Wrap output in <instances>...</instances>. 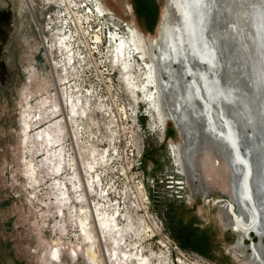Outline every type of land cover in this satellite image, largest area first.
Wrapping results in <instances>:
<instances>
[{"label":"rangeland","instance_id":"1","mask_svg":"<svg viewBox=\"0 0 264 264\" xmlns=\"http://www.w3.org/2000/svg\"><path fill=\"white\" fill-rule=\"evenodd\" d=\"M96 1L131 26L124 40L138 31L130 76L142 87L162 23L177 16H165L168 0ZM47 14L42 0H0V264H94L89 226L105 264H259L248 247L258 237L227 227L234 179L223 150L193 155L191 182L178 117L125 81L105 38L97 47L87 36L69 66Z\"/></svg>","mask_w":264,"mask_h":264},{"label":"bare ground","instance_id":"2","mask_svg":"<svg viewBox=\"0 0 264 264\" xmlns=\"http://www.w3.org/2000/svg\"><path fill=\"white\" fill-rule=\"evenodd\" d=\"M170 1H172V10L166 7L165 16L175 14L176 10L181 18L173 19L170 22V26L165 24V21L163 22L160 40L156 41L157 51L153 56L155 61L151 69V75L148 78L149 81L143 82L142 87L141 85L134 84L133 78L130 76L133 75L132 73H134L135 69V47L138 49L142 43L138 31L131 30L132 36L124 40L123 38L128 37L129 27L131 26L127 25L125 28H120V23L117 22L113 24L115 27L113 29L110 17H106V14L110 10L104 9L105 6L102 7L104 9L102 10L96 0H92V4H94V7L100 14H105L102 19L98 18V30H92V25L89 23L91 19L90 15L70 11L72 23L76 26V33L72 30H68L69 32H67L62 27L60 33L56 35V47L64 48L63 54L66 62H68L69 66L76 67L82 57L78 42L88 43L87 36L90 37L92 30L94 31V35L92 36L94 41L90 43H96L98 44L97 47H99V45L104 43L103 30L109 29L110 37L106 35V39L109 38L106 40V43H108V55L111 56L113 61L115 58L118 64L124 66V70L128 71L125 81L135 89L145 93L146 101L152 110L162 115L163 108L159 89L164 92V96L162 95L163 99H165L164 103L168 98L166 94L169 92V103L173 107L171 110L175 111V114L172 115L171 113V115L178 117L179 127L184 129L186 134L190 135L192 131L196 130V123L198 126L203 125L202 123H205L207 120L205 119V115H208L209 120L212 121L208 126H214L215 131L219 135L228 137L232 141L231 143L237 146V141L241 138L239 133H237V129H235L236 127H234V123L239 125V66L242 67L247 58L249 62L244 67H246L245 72L247 76L250 77L249 81H246V88L250 89L249 91L252 96H255L253 92L256 89L260 90L261 87L264 88V57L258 53L254 55L255 53L251 52V50L250 53L246 51L249 46L252 47L253 40L254 46L262 42L261 38L257 36L259 32L254 30L253 24H258V21L255 19L256 15L261 16V22L264 23V0H168L169 4L171 3ZM90 11L93 13V8ZM0 34L3 36L0 40L1 44L5 38L1 27ZM77 34L79 35L78 38L76 37ZM57 43L59 46H57ZM112 52L114 53V58ZM243 52L245 53L243 54ZM137 55L140 56V52ZM136 60L138 59L136 58ZM173 60H175L174 64ZM166 71H168L169 78L164 82V78L167 77ZM174 73H177V77H174ZM255 73H257L258 78L254 82L252 78H255ZM173 78L176 82L174 94L170 92L173 85L171 80ZM152 84L156 86V90L152 88ZM255 99L257 100V97ZM166 110L167 115H170L169 105H166ZM209 131L211 130L209 129ZM202 138H199L200 142L198 144H195V140L193 142L186 140V145L181 142L180 149L183 160L190 162L193 155L200 153L201 149L208 147L210 143L216 146L219 145V143L208 139L205 135ZM210 138H213L212 133ZM196 145H198L197 148ZM48 146H50V142ZM225 148L226 146H222L223 155L234 176V183H232L234 195L231 197L237 199L239 188L236 183L237 181L239 182V178L240 180L244 178L242 177L243 169L239 161L243 162L247 160L243 156L239 158L238 154L232 159L234 162V167H232L227 160ZM61 151L62 149L56 150L55 153L61 155ZM261 158L264 159V157ZM61 168L59 167L58 171H56L57 175H59ZM60 184L62 185V182ZM260 189L263 191L261 187ZM241 194L243 197L249 196L246 191H241ZM262 194L259 191L255 195L256 197L254 196V199L264 209L262 207L264 205V196ZM224 212L230 219L227 227L233 226L236 231H243L246 234L252 228H255L257 231H264L261 225H258L257 217L252 211L249 222L245 221L235 210L232 213L226 204ZM118 226L119 224L115 220L114 225L111 224V230L115 231ZM86 232V242L91 246L90 260H93L94 264H105L107 256L102 254L101 238H98L96 230L92 226H89ZM114 241L117 242L115 239ZM240 242L244 243V236L240 238ZM114 250L117 251L116 247ZM251 250L252 256L255 257L256 261L259 264H264L261 245L256 244V242L253 243ZM115 256V260H119L122 263L124 257L117 254ZM185 260L186 262L182 260V264L190 263L186 258Z\"/></svg>","mask_w":264,"mask_h":264},{"label":"water","instance_id":"3","mask_svg":"<svg viewBox=\"0 0 264 264\" xmlns=\"http://www.w3.org/2000/svg\"><path fill=\"white\" fill-rule=\"evenodd\" d=\"M170 2H171L170 4L167 3L166 7L172 10L171 7L172 1ZM260 17L261 16L258 15L255 16V19L256 21H258V24L255 23L253 24V26H254V30L259 32L257 36L261 38L262 42L260 44L257 43L254 46V40H253L252 47L249 46L248 50L246 51L247 53H250L251 50V52L253 51L255 53L254 55H257L258 53L260 56L264 57V23L261 22L262 19ZM263 22H264V17H263ZM3 43L4 40L0 44V48L3 46ZM244 53L245 52H243V54ZM247 62H249L248 58L246 59L245 64H247ZM245 64H243L242 67L239 66V70H240L239 73L240 90H239V104H238L239 125H236V123H234V127H236L235 129H237V133H239V136H241V138H239V140L237 141V146L231 143L232 141H230L228 137L219 135L218 132L215 131L214 126L211 127L208 126L209 123L212 122L211 120H209L208 115L207 116L205 115L206 117L205 119H207L205 123L201 122L203 125L198 126L197 123L195 124L196 130H198L199 132L194 130L189 135L186 134L185 130L179 127V125L178 127H179L180 136H182V143L184 145L187 144L186 143L187 141L193 142L194 140H195V144H198V142H200L199 138L203 139L202 137L205 135V137H208V139H211L212 141H216V143H219V145L217 146H219L220 149H222V146H226L225 153L227 155V160L232 167H234V162L232 161L233 157H236L239 154V158L240 156L246 158L247 161H243V162L239 161L241 163L240 166L243 169L242 177L244 178L241 180L239 178V182L237 181L236 183L239 188L238 189L239 191H237V199H233L231 196L228 195L229 198L227 199L225 204L229 207L232 213L233 210H235L237 214H239L245 221L248 222L252 211V213H254L255 216L257 217L258 225H261V227L264 229V215H263L264 209H262L261 205L258 204L257 201L254 199V196L257 193H259V191L263 193L262 195L264 196V159L261 158L264 157V88L261 87L260 90L256 89L255 92H253L255 96H252L250 94L251 93L249 91L250 89L246 88L247 85H245L246 81H249V77H250V76L248 77L245 72V67H244ZM252 66L254 65L252 64ZM252 68H256V67H252ZM254 76L255 78H252V80L254 79L253 81L255 82L258 78L257 73H255ZM258 76H259V72H258ZM255 97H257V100L255 99ZM258 101H260L259 104ZM209 129L211 131H209ZM211 133L213 134V138H210ZM197 147L198 145H196V148ZM195 162L196 161L194 160L193 162L188 163V170H189L188 172L190 174L189 178L192 180L191 182L193 183H195V181H198L199 182L198 185H199L200 184V178H198L199 172L197 170V167H195L196 166ZM260 187L263 189V191L260 189ZM241 191H246V193L249 196L243 197ZM203 196L205 195H202V197ZM251 199L254 200L255 202L252 201ZM255 205L257 206L256 208ZM262 207L264 208V205ZM252 232L258 237L256 244L261 245V250H263L262 252H263V260H264V231L263 232L260 230L257 231L255 228H252L247 234L246 232L244 233L247 236H249L250 233ZM253 243L255 242H252L251 245L248 247L252 249Z\"/></svg>","mask_w":264,"mask_h":264},{"label":"built area","instance_id":"4","mask_svg":"<svg viewBox=\"0 0 264 264\" xmlns=\"http://www.w3.org/2000/svg\"><path fill=\"white\" fill-rule=\"evenodd\" d=\"M42 3H43V9L48 11V14L46 16L47 17L46 20L48 21L47 28L54 29L56 35L60 33V29L62 27L65 28V31L67 32L71 30L75 32L76 26L74 25V23H72V18L71 15L69 14L70 11L74 13L82 12L90 15L91 19L89 23H91L90 25H92V30H98L99 28L98 18L100 17L102 19L105 16V14H100L99 11L94 7V4H92V0H42ZM91 8H93L94 10L93 13H91L90 11ZM106 17H110V22L112 24L111 26L113 29H115L113 24L117 23V21L113 13L111 11L108 12L106 14ZM119 27L122 28L123 26L119 24ZM92 30L90 37L94 35L93 34L94 31ZM106 35L107 37H110L109 29L103 30V37L105 39H106ZM76 37L78 38L79 35L77 34ZM93 39L91 40L94 41ZM79 43L80 42H78V44Z\"/></svg>","mask_w":264,"mask_h":264},{"label":"flooded vegetation","instance_id":"5","mask_svg":"<svg viewBox=\"0 0 264 264\" xmlns=\"http://www.w3.org/2000/svg\"><path fill=\"white\" fill-rule=\"evenodd\" d=\"M175 15L177 16V19H180V18H181L180 15H179V13L176 12V10H175ZM178 15H179V18H178ZM166 17H167V16H166ZM164 21H165V20H164ZM162 25H163V23H162ZM169 26H170V24H169ZM161 29H162V26H161ZM168 33H169V32H168ZM1 35H2V34H0V40H1V38L3 37V36H1ZM160 35H161V30H160ZM155 52H156V51H155ZM0 57H1V56H0ZM174 61H175V60H173V64H174ZM176 74H177V73H174V77H177ZM164 76H165V75H164ZM166 76H167V77L164 78V80H165L164 82H166V81L168 80V78H169V76H168V71H166ZM158 77H159V75H158ZM159 80H160V77H159ZM176 80H177V79H176ZM171 81H172V84H173V85H172V89H170V90H171L170 92H172V94H174V92H175V84H176V82H175V79H174V78H173ZM160 83H161V80H160ZM159 91H160L161 103H162L163 109H164V111H165V115H166L167 117H168V116H169V117H173L172 115L175 114V111L171 110V108H173V107H172V105L169 103V100H170V99H169V92H168V94H166V97H168V98H167L166 102L164 103V100H165V99H163V96H164L163 93H164V92H163L161 89H159ZM162 95H163V96H162ZM166 103H167V104H166ZM165 104H166V105L169 104V107H170V110H169L170 115H169V114L167 115V110H166V105H165ZM164 105H165V106H164ZM171 113H172V115H171ZM167 117H166V118H167ZM166 121H167V120H166ZM166 121H165V122H166ZM179 148H180V145H179ZM181 154H182V152H181ZM194 156H196V155H194ZM232 175H233V174H232ZM233 178H234V176H233ZM233 183H234V180H233Z\"/></svg>","mask_w":264,"mask_h":264}]
</instances>
